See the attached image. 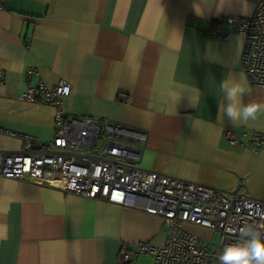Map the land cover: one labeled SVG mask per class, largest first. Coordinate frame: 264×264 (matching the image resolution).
Returning <instances> with one entry per match:
<instances>
[{
	"label": "crops",
	"instance_id": "1",
	"mask_svg": "<svg viewBox=\"0 0 264 264\" xmlns=\"http://www.w3.org/2000/svg\"><path fill=\"white\" fill-rule=\"evenodd\" d=\"M258 1L248 0L242 15V0L222 8L220 0H4L0 128L51 138L53 108L17 99L35 82L26 75L34 67L46 83L70 85L66 115L145 131L142 168L264 200V146L253 152L223 138L225 128L264 133V112L248 124L221 119L217 91L220 80L242 73L243 38L223 19L251 15ZM215 31L227 40L212 39ZM250 87L244 102L264 104V87ZM20 146L0 134V149ZM165 237L157 215L0 176V264H117L122 244L161 246Z\"/></svg>",
	"mask_w": 264,
	"mask_h": 264
},
{
	"label": "built area",
	"instance_id": "2",
	"mask_svg": "<svg viewBox=\"0 0 264 264\" xmlns=\"http://www.w3.org/2000/svg\"><path fill=\"white\" fill-rule=\"evenodd\" d=\"M223 22L243 38L240 68L247 82L264 87V0L258 1L251 15H230ZM209 36L220 42L228 38L218 31ZM26 75L35 77V82L17 99L51 106L53 132L42 142L32 135L0 128V134L21 144L18 149H0V176L35 181L161 217L166 230L163 245L122 244L117 264L135 261L143 253L152 256L153 264H219L222 250L240 241L243 225L264 224V200L142 168L145 131L89 116L66 115L63 99L70 95V85L63 79L50 85L34 67L28 68ZM4 79L0 69V84ZM223 138L232 146L250 145L253 152L264 146V133L260 132L236 135L225 128ZM187 224L219 232L216 249L186 230Z\"/></svg>",
	"mask_w": 264,
	"mask_h": 264
},
{
	"label": "clouds",
	"instance_id": "3",
	"mask_svg": "<svg viewBox=\"0 0 264 264\" xmlns=\"http://www.w3.org/2000/svg\"><path fill=\"white\" fill-rule=\"evenodd\" d=\"M224 3L225 0H220L221 8ZM250 10L248 0H242L241 14L247 15ZM196 11L199 14L201 10ZM217 91L221 97L218 108L221 119L226 117L233 124H248L264 112V104L244 102V97L251 94V87L243 73L220 80ZM239 231L240 241L222 250L219 264H264V224H245Z\"/></svg>",
	"mask_w": 264,
	"mask_h": 264
},
{
	"label": "rangeland",
	"instance_id": "4",
	"mask_svg": "<svg viewBox=\"0 0 264 264\" xmlns=\"http://www.w3.org/2000/svg\"><path fill=\"white\" fill-rule=\"evenodd\" d=\"M191 233L195 234L196 236H198L200 238H203L204 240L209 241L211 249H216V247L219 243V240H220V233L219 232L212 231V230H209V229L203 228V227L201 229H199V231H195V232H191Z\"/></svg>",
	"mask_w": 264,
	"mask_h": 264
}]
</instances>
